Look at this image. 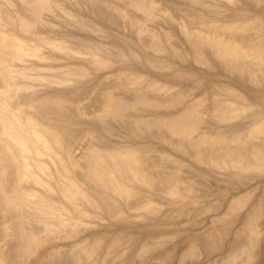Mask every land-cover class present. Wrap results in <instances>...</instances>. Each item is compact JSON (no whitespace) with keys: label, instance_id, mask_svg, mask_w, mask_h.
<instances>
[{"label":"rangeland","instance_id":"1","mask_svg":"<svg viewBox=\"0 0 264 264\" xmlns=\"http://www.w3.org/2000/svg\"><path fill=\"white\" fill-rule=\"evenodd\" d=\"M45 1L41 8L25 0H0V41L8 47H0V57L9 63L0 68V91L13 86L5 105L21 107V120L29 115L64 132L61 165L49 151L36 156L33 146L32 157L19 165L26 164L51 189L31 181L20 185L43 191L50 205L62 210L60 220L50 221L61 233L43 232L46 220L24 206L15 194L21 188L9 189L15 167L4 148L6 137L0 138V226H19L26 233L25 247L27 239L35 241L26 250L11 241V256L4 257L6 263L0 258V264H264V170L220 165L230 154L245 163L254 153L263 159L264 141L194 145L170 132V122L180 121L188 105L195 107L193 138L201 131L214 134L195 122L227 101L231 76L194 61L196 47L186 42L177 18L189 16L206 31L214 22L244 24L239 34L264 44V25L258 21L264 0ZM15 48L34 57L18 61ZM233 76L242 84L229 86L242 92L254 113L234 126L244 135L264 121V83ZM90 147L134 152L155 187L133 184L124 174L119 180L132 185L136 200L148 196L153 208L130 209L110 187L94 182L84 161ZM70 159L79 160V167L69 166ZM40 162L46 166L41 170ZM77 179L98 196L94 203L82 195L73 203L64 195L61 187L77 194ZM169 181H175L176 197L164 191Z\"/></svg>","mask_w":264,"mask_h":264},{"label":"bare ground","instance_id":"2","mask_svg":"<svg viewBox=\"0 0 264 264\" xmlns=\"http://www.w3.org/2000/svg\"><path fill=\"white\" fill-rule=\"evenodd\" d=\"M25 1L27 4H35L36 6H40L41 8H44L46 4L45 0H25ZM228 1H235V0H228ZM191 19L193 18H190L189 16H184L180 20L179 18H177L178 23L176 24L181 34H183V36L185 37L186 42L192 43L194 47H196L193 57H194V61L197 64L205 65L209 68L216 67L219 69H223V71L225 72H229L231 76L229 77L228 83L229 85L231 84L232 86L233 84L234 85L242 84V82L240 81L237 82L234 79L233 75L235 73H238L246 77L248 80L252 79L254 82H257V84L264 83V60H263L264 44L251 43L252 42L250 40L251 35L250 37L247 36L248 39L244 33H242L244 35L242 34L240 35L239 33L244 30L245 27L244 24H239V23L227 24V23L214 22L209 25L210 27L213 28V30L206 31L205 29H203L202 24L195 26L194 21ZM258 21L260 22L261 25L262 24L264 25V16L263 15L259 16ZM245 33H247V30ZM248 33H250V30ZM261 43L263 42L261 41ZM0 47L8 48L2 40L0 41ZM19 49L20 48L18 49L15 48V53L13 55L14 59L19 61L24 57L33 56L32 52H24L23 50H19ZM8 65H9L8 60L0 57V68L2 67L7 68ZM229 85L228 88L226 87V90L228 91L229 94V98L227 99V101H225L223 105L216 106L214 109L207 112L206 117L204 111L202 113L204 117L202 115L201 121L200 119L198 121L195 120L196 121L195 123L204 124L208 126L209 129H213L215 131L214 134L209 133L207 131H201L197 133V135L195 134L196 138H193L192 130H194L195 125L192 124L191 122V114H192L191 112L192 110L195 109V107H191V106L188 107V105L187 106L185 105L186 108L183 107L185 109L184 112L183 113L181 112L182 113L180 119L181 122L176 120L170 122V132L172 133V135H178L179 137H183L187 140H190V143L194 145L195 143L196 145L197 144L223 145L226 143L238 144L246 141L248 142L264 141V121L259 122L258 124L255 123L254 126H251V128L248 131L244 132V135L241 134V131L238 128L236 129V127H234L241 125L242 124L241 122L246 121L247 118L250 117L253 118L254 113L252 112L253 110L252 107L245 104L247 102L244 100L243 98L244 95L242 96V92L240 94L235 88ZM244 88L246 89V87ZM12 89L13 86L7 84L0 91V99L4 101V107L0 105V127H1L0 138L3 139V137L4 138L6 137L7 142L5 143L3 142L4 148L6 154L9 155L8 157L10 161L15 167L14 182L12 183L9 180H7V184H10L9 189L13 186L18 187L20 189L21 188L20 185L28 181L29 182L31 181L33 184L43 187V190L46 189L47 191H49L51 190L49 186L44 183L42 184L40 180H37L35 176L30 172L31 170L26 164H24L22 168L19 165L23 164V162L25 163L26 157H30V158L32 157L31 149H33V147L34 149L36 148L35 149L36 156L38 155L42 156L49 151L52 153L53 157L55 158L57 165L59 164L61 165V161L63 158L62 157L63 150L65 146V141L63 137L64 132L59 127V125L52 127L50 125H46L42 120L38 123L36 120L32 119L31 116L29 115H25L21 120L17 114L18 113L17 111L22 109L21 107H16V109H12L11 107L7 108L5 105L7 104L5 102L8 100L10 91ZM145 100L146 102L149 101L148 102L149 104L153 103L152 100L150 101L146 98ZM56 101L58 102L57 104L59 106L61 104V101L58 99ZM177 126L180 127L177 128ZM220 127H228V128L221 130ZM85 152L86 153H84V156L86 155V158L84 161L87 164L86 173L94 182L104 185V187L107 189L108 187H110L112 193L119 196L121 199H124L125 203H127V206L130 209L149 210L153 208V201L148 196L136 200L135 196L137 194L135 193V190L132 187V185L130 183H128V185L124 184L119 180L120 179L119 176L124 174V176H126V179L128 181H131V183L133 184H138L149 188L155 187L153 177L150 175L148 169L145 167L144 162H142L139 158L135 157L134 152H130V151L101 152L91 147L88 148ZM256 156L257 154L254 153L252 161L245 163L244 159L238 157L234 158L233 154H230L228 156L230 158L228 163H226V161H222L220 165L222 168H226L228 166L232 169H241L243 167L250 166L251 168L256 170H261V169L264 170V158L263 159L256 158ZM143 157L141 159H143ZM19 159L21 161H19ZM74 162H75L74 160L72 161L70 159L69 166L74 168L79 167V160H77V162L75 163ZM37 165L40 167V170L41 168L46 167L41 162L38 163ZM5 170L6 168L2 167L1 174H5ZM263 174L262 176H264ZM1 176L5 177L4 175ZM84 180L87 181L88 179L84 178ZM76 182L77 183L75 184H76L77 194L75 195L73 191H70L67 188L63 189L61 187L64 195L70 201L72 200L73 203H76V201H78L79 199L77 198L78 195H82L87 200L88 203H94V197L97 195H95L94 191L89 192L88 183H85L82 180L78 181V179L76 180ZM59 187H60V183H59ZM164 191L170 197H176L178 191L175 189V181L174 182L169 181ZM184 191H188V189L185 188ZM42 192H38L37 190H33V189L24 190L23 188H21L19 191L16 190L15 194L18 193V196H20L21 199L23 200L24 206L33 209L37 214H39L40 216H42V218L46 220V222L43 224L44 225L42 228L43 232H45L48 235L59 236V234L61 233L60 228L51 224L50 221L54 219L60 220L61 217L63 216V212L60 209H54V207L50 205L49 199ZM25 238H26V233L23 232L19 228V226L17 225L12 226L10 223H3L0 226L1 261L5 262L4 257H7L8 254L11 256L12 253V248L10 246L11 241L19 243L20 245L19 248L23 247L26 250L28 246L30 247V249L31 248L33 249L35 243V241L32 240L33 238L27 239L30 241L28 242V245H26V247H25L26 242L24 243ZM22 258L20 259L19 263L20 262L22 263L23 261Z\"/></svg>","mask_w":264,"mask_h":264}]
</instances>
